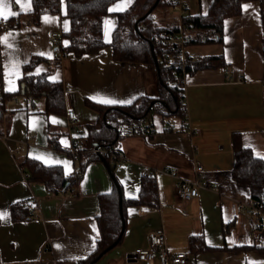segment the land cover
I'll return each mask as SVG.
<instances>
[{
	"label": "crops",
	"instance_id": "0c3cea01",
	"mask_svg": "<svg viewBox=\"0 0 264 264\" xmlns=\"http://www.w3.org/2000/svg\"><path fill=\"white\" fill-rule=\"evenodd\" d=\"M185 1L189 15H199L207 14L214 0ZM123 2L117 0L110 8ZM3 3L8 5L4 8L6 13H17L7 20L0 17V37L11 33L8 43L12 44L8 48L0 43V83L4 92H19L24 76L39 75L49 69V63L41 62L26 71L24 67L33 57L51 61L60 58L49 80L62 82L66 111H73L81 125L80 133H75L67 113L45 114L44 99L33 104L23 98L21 103V96H15L17 102L14 98L8 101L0 118V213H7L0 219V264H79L97 247L100 195L113 190L115 176L124 196L137 198L147 169L156 171L159 205L127 208L122 242L94 264H139L134 260L135 251L146 248L150 234L160 231L167 236L169 251L186 253L188 264L264 262V255L257 250L194 254L190 245L193 237H202L212 247L264 245L263 232L245 211L253 202L250 189L232 176L236 134L241 136L245 147L250 145L248 148L256 157L264 156V27L259 2L244 3L243 6L251 7L247 10L243 7L241 15L225 20L222 43L185 48L187 55L203 56L202 62L193 64L200 68L194 67L196 70L185 77L189 132L120 138L118 148L126 157L121 167H116L112 174L105 161L92 154L76 193L59 195L49 192L40 182L26 179L20 161L36 159L47 166L63 167L67 176L76 174L80 160L75 159L73 152L81 159L78 147L87 138L89 126L99 118V112L88 102L130 105L140 97L157 99L160 96L158 69L155 64L114 59L110 46L112 35L118 25V14L126 10L113 11L104 17V40L108 46L99 53L81 57L65 53L61 57L63 51L53 46L50 33H60L63 48L70 45L65 35L71 21L64 3L60 13L43 15L37 25L29 17L32 0L31 11L26 10L28 0H21L20 4L15 0H3ZM173 12L175 15H169L166 9H158L154 12L155 21L166 27H182L183 18ZM45 16L52 22L45 23ZM215 57H221L225 65L207 67V60ZM10 63L19 67L8 69L14 74L9 76L11 83H7L5 66ZM228 74L235 78L242 74L243 80L227 82ZM101 97L132 102L98 103ZM163 120L161 115H154L156 126ZM197 165L203 167L200 180L208 187L199 189L198 198L182 201L176 194L177 184L180 179L195 180ZM173 169L178 172L176 177L167 172ZM24 201L38 208L39 217L14 221L12 209ZM92 237H96L94 248Z\"/></svg>",
	"mask_w": 264,
	"mask_h": 264
},
{
	"label": "trees",
	"instance_id": "16d2710c",
	"mask_svg": "<svg viewBox=\"0 0 264 264\" xmlns=\"http://www.w3.org/2000/svg\"><path fill=\"white\" fill-rule=\"evenodd\" d=\"M117 0H32L33 10L30 13L32 24H39L45 14H58L65 4L67 17L71 21L69 32L65 35L70 40L68 47L58 49L64 53L76 56L93 55L99 53L108 44L104 40L103 19L109 15L110 6ZM178 0H135L126 11L118 14V25L113 32L110 46L113 49L114 59L118 62L155 64L158 69V85L160 96L157 99L140 97L130 105H100L88 102V105L99 112V118L94 125L89 126L87 138L78 147L80 153L79 171L67 176L61 166H47L36 159L25 158L20 165L30 175L29 181L40 182L53 194H65L69 191L76 193L85 168L90 162L92 154L105 161L111 173L116 166L109 158H103L93 153L95 148H105L113 151L118 147L120 137L118 129L128 123L141 121L154 122V115L158 114L164 120L183 117L181 99L183 91L177 86L178 77L184 73L195 71L188 61L180 62L181 48L158 46L157 37L169 32H177L181 26H162L155 21L154 12L158 9H169ZM257 1L261 4L262 21L264 27V0H214L207 14L189 15L183 17V24H192L194 28L187 31L188 45H203L222 43L224 38V22L227 18L242 14L243 4ZM153 44V46H152ZM173 57L172 67H166L163 59ZM41 62L49 63V69L39 75H27L20 81L21 89L17 93L3 92L0 97V118L7 108L9 100L21 96L26 101L35 104L44 99V113L48 115H65V90L62 82H53L49 76L60 64V58L53 61L44 57H33L25 65L26 71L32 70ZM225 65L221 57L207 60V67ZM157 102L150 108L151 103ZM161 102H165L162 104ZM163 120V121H164ZM235 150V165L232 176L241 185L249 187L251 197L256 205H263L264 209V159L255 156L253 151L245 147L241 136L235 135L233 139ZM91 158V157H90ZM114 188L110 193L99 197L100 215L98 225L100 237L94 252L79 264H94L95 260L117 242L119 245L126 228V210L130 206L159 205L157 183L154 178L144 177L141 181L140 192L137 198H126L122 186L113 178ZM122 200V202H121ZM14 221L34 219L30 210L23 203L13 207ZM256 228L264 234V217L255 219ZM191 252L194 254L230 251L245 252L257 250L264 255V245H251L240 247H212L202 237H193L190 241Z\"/></svg>",
	"mask_w": 264,
	"mask_h": 264
},
{
	"label": "built area",
	"instance_id": "2783aa9c",
	"mask_svg": "<svg viewBox=\"0 0 264 264\" xmlns=\"http://www.w3.org/2000/svg\"><path fill=\"white\" fill-rule=\"evenodd\" d=\"M172 10L179 13L183 18L189 15L188 3L185 0H178L172 5ZM194 26L192 24H183L179 31L169 32L161 37H157L155 44L158 46L166 47H176L181 48L180 62L185 63L188 61L191 65L196 62H202V55H187L185 48L188 46L189 37L187 31L192 30ZM50 37L55 46L58 49L63 48V42L61 35L58 31H53L50 33ZM63 52L61 57L64 56ZM175 59L173 57H166L163 59L166 67H172ZM188 73L181 74L177 80V86L183 91V97L181 99V104L183 107V117L177 121L164 120L161 122L160 126H156L154 122L141 121L140 123H128L121 125L118 129V136L120 138L128 136H142L146 138L154 137L159 132L166 134L176 133V132H189L190 122L188 119L187 103L185 101L184 88L186 86V75ZM243 80V75L238 74L235 78L233 75L228 74L226 76L227 82H240ZM4 90L0 83V97L2 96ZM17 102V98L14 97ZM67 118L70 121V126L75 133H80V119L76 117L73 111L67 113ZM93 153L99 154L103 158H109L110 162L116 167H121L126 162V157L124 153L116 147L113 151L105 148H95L92 150ZM76 160H79V155L77 152H73ZM171 175L177 176V170H167ZM203 172V167L197 165L196 174L197 178L195 180L180 179L176 187L177 197L182 201H191L199 197V189L203 187H208V184L201 181V173ZM156 176V171L147 169L144 173L146 178H154ZM25 178L29 179L30 175L25 173ZM23 205L30 210L34 219L39 217L38 208L33 206L29 201H24ZM247 214H249L253 219H258L259 217H264L263 205H256L254 202L245 208ZM134 260L139 264H188V255L184 252L171 253L167 245V236L163 231L153 232L149 237V245L146 248L137 249L134 253Z\"/></svg>",
	"mask_w": 264,
	"mask_h": 264
},
{
	"label": "snow or ice",
	"instance_id": "6c2138e0",
	"mask_svg": "<svg viewBox=\"0 0 264 264\" xmlns=\"http://www.w3.org/2000/svg\"><path fill=\"white\" fill-rule=\"evenodd\" d=\"M15 2L17 4L21 3V0H15ZM132 3V0H124V2L122 4H117L114 8H110L109 11L113 12V11H124L127 9L128 6H130ZM8 7V5L3 3V0H0V17H3V19L7 20L9 18V16H15L17 15V13L15 12H5L4 8ZM245 10H247V8L251 7V5H245L243 6ZM27 11H31V0H28V6H27ZM43 20L45 23H50L52 22L51 18L45 16L43 17ZM106 24L110 23L109 21H105ZM64 27L65 30L67 31L68 29V24L67 21H65L64 23ZM11 33H9L8 35L4 36V37H0V43H4L6 45V47L8 48H12V44L8 43V36H10ZM105 35H107V33H105ZM19 65L18 64H14V63H10L9 65L5 66V79L7 83H11V81L9 80V76L14 74L12 72H10L8 69H18ZM39 71V70H38ZM8 90H12L11 88H9ZM98 103H104V104H117V103H131V100H126V101H122V100H116V99H107V98H98L97 99ZM62 143L65 144V146H67L65 141H62ZM246 147H250V145H246ZM259 156V154H258ZM260 159H264V156H259ZM65 165L67 167V162H65ZM7 216V213H0V219H4ZM93 230L95 231V226L93 225ZM99 235V233L97 232V236ZM95 241H96V237H92V247H95ZM259 264H264V262H259Z\"/></svg>",
	"mask_w": 264,
	"mask_h": 264
},
{
	"label": "water",
	"instance_id": "95a60500",
	"mask_svg": "<svg viewBox=\"0 0 264 264\" xmlns=\"http://www.w3.org/2000/svg\"><path fill=\"white\" fill-rule=\"evenodd\" d=\"M152 46H153V44H152ZM195 68H200V66L199 65H196V66H194ZM157 101L156 100H154L152 103H151V105H150V108H152L153 107V105L156 103ZM162 104H165V102H161ZM121 202H122V200H121ZM117 246V242L116 243H114L113 245H111L110 247H108L107 248V250L105 251V252H103L96 260H95V262H97L104 254H106L108 251H110V250H112L113 248H115Z\"/></svg>",
	"mask_w": 264,
	"mask_h": 264
},
{
	"label": "rangeland",
	"instance_id": "374dc122",
	"mask_svg": "<svg viewBox=\"0 0 264 264\" xmlns=\"http://www.w3.org/2000/svg\"><path fill=\"white\" fill-rule=\"evenodd\" d=\"M166 12L169 13V15H172L174 14V12L169 8V9H166ZM175 15V14H174ZM172 23V21H171ZM23 102V97H21V103Z\"/></svg>",
	"mask_w": 264,
	"mask_h": 264
}]
</instances>
